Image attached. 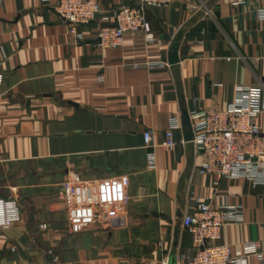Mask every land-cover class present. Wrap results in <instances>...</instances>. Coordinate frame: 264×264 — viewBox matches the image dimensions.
<instances>
[{
  "label": "crops",
  "instance_id": "0c3cea01",
  "mask_svg": "<svg viewBox=\"0 0 264 264\" xmlns=\"http://www.w3.org/2000/svg\"><path fill=\"white\" fill-rule=\"evenodd\" d=\"M96 1L109 9L134 0ZM52 5L0 0V197L15 198L22 214L0 229V264L185 261L196 245L183 217L202 200L242 208L217 242L235 254L254 242L264 250V182L201 173L191 131L193 115L227 108L239 84L259 88L264 106V0L151 5L156 41L127 35L109 48L98 36L108 22L70 33ZM146 58L166 66L126 65ZM173 118L178 143L167 148ZM258 123L264 136V113Z\"/></svg>",
  "mask_w": 264,
  "mask_h": 264
},
{
  "label": "built area",
  "instance_id": "2783aa9c",
  "mask_svg": "<svg viewBox=\"0 0 264 264\" xmlns=\"http://www.w3.org/2000/svg\"><path fill=\"white\" fill-rule=\"evenodd\" d=\"M52 3V8L68 24L70 33L77 32L79 24L100 19L108 22L99 29V44L104 48L118 47L130 35L135 43L145 46L156 41L152 25L147 17L151 5H168L175 0H134L105 9L96 0H43ZM113 19V22L110 20ZM132 68L161 69L166 62L146 58L126 64ZM254 98H261L259 88L239 84L236 98L227 107L207 109L192 116L195 150L203 152L205 158L199 168L201 173H212L221 177H247L264 182V136L258 117L264 113V106ZM181 127L178 119L170 120L163 145L173 148L177 145L174 131ZM144 145L152 149L149 163L155 166L156 146L154 131H144ZM242 208L235 205L212 204L202 200L197 208L183 217V225L189 230L196 250L185 261L176 264H247L249 255L264 259L260 242H254L245 252L233 253L228 243L217 242L222 227L239 219ZM22 218L21 209L13 197H0V229L8 228Z\"/></svg>",
  "mask_w": 264,
  "mask_h": 264
},
{
  "label": "water",
  "instance_id": "95a60500",
  "mask_svg": "<svg viewBox=\"0 0 264 264\" xmlns=\"http://www.w3.org/2000/svg\"><path fill=\"white\" fill-rule=\"evenodd\" d=\"M178 49H179V44L176 43L174 46V49L169 57V61L172 64H176L179 62V54H178ZM188 117V116H187ZM191 131H192V127H191ZM193 132V131H192ZM172 264H176V260L172 259Z\"/></svg>",
  "mask_w": 264,
  "mask_h": 264
}]
</instances>
